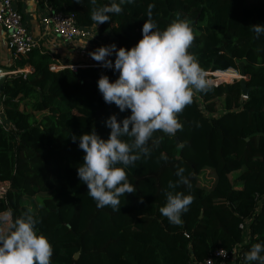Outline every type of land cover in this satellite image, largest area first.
I'll return each instance as SVG.
<instances>
[{"label":"trees","instance_id":"trees-1","mask_svg":"<svg viewBox=\"0 0 264 264\" xmlns=\"http://www.w3.org/2000/svg\"><path fill=\"white\" fill-rule=\"evenodd\" d=\"M113 2L121 4L122 12L95 24L91 8ZM40 5L73 15L79 27H99L117 49L131 50L143 38L149 5H154L156 30L187 19L195 34L189 52L200 66L214 73L243 65L249 94L244 95L239 81L194 94L192 104L178 115L183 130L175 136L154 133L148 143L151 155L125 168L136 192L119 198L122 250L93 252L78 260L84 252V205L68 178L78 173L85 153L72 137L95 128L107 140V119L116 115L122 122L131 110L121 112L105 103L98 89L102 75L111 82L118 79L114 67L53 71L57 59L37 48L7 69L31 67L32 72L0 86L12 125L0 127V181L10 184L0 212L11 210L13 224L31 209L37 235L52 246L51 264H193L194 258L202 261L215 250L231 251L238 244L243 245L242 264H257L247 261L246 253L254 244H264V34L257 38L250 27L264 25V0H96L95 5L89 0H40ZM159 137L163 140L153 143ZM161 153L167 161L160 159ZM181 167L192 187L176 191L194 201L177 226L159 209ZM101 235L98 231L92 237Z\"/></svg>","mask_w":264,"mask_h":264},{"label":"clouds","instance_id":"clouds-1","mask_svg":"<svg viewBox=\"0 0 264 264\" xmlns=\"http://www.w3.org/2000/svg\"><path fill=\"white\" fill-rule=\"evenodd\" d=\"M89 2L96 4V0ZM153 7H148V19L142 28L143 38L131 50H117V46L112 44L89 53L102 67H114L119 73L115 82L106 75L98 80V89L105 103L115 104L121 112L131 110L130 117L122 122L116 115L107 119L106 126L111 130L107 140L97 135L95 128L91 134L72 137L74 143L79 140V149L85 153L83 164L78 168V177L87 185L88 195L98 208L111 206L114 211H120L119 198L136 192L125 168L151 155L148 143L153 140L154 133L159 131L175 136L182 131L178 115L192 104L195 93H207L214 86L208 72L189 52L195 40L191 22L177 18L165 30H156L157 24L152 19ZM121 12V4L113 2L92 7L90 14L92 21L101 25L110 21L109 14L119 15ZM250 29L257 38L264 34V25H252ZM86 47L87 42L82 48ZM113 55L116 57L114 65L108 59ZM122 137H128L130 142ZM162 140L163 137H159L153 143L158 145ZM180 146L183 147L182 144ZM160 159L167 161L168 157L161 153ZM184 173V168H178V179L169 181L171 190L165 193L166 204L159 209L171 224L177 226L183 223L182 214L189 211L194 201L192 195L176 191L182 185L189 189L192 187L190 178ZM30 213L31 209L11 224V230H6L12 213L11 210L0 212V264H51L52 246L43 235H37V220ZM262 253L264 244H254L246 253V260L264 264ZM219 254L226 255L224 251ZM208 264L212 261L208 260Z\"/></svg>","mask_w":264,"mask_h":264},{"label":"built area","instance_id":"built-area-1","mask_svg":"<svg viewBox=\"0 0 264 264\" xmlns=\"http://www.w3.org/2000/svg\"><path fill=\"white\" fill-rule=\"evenodd\" d=\"M47 15L42 17L41 24L45 30V33H52L55 37L65 43H75V42H84L88 41L94 36V28L88 27H79L77 25L76 19L73 15H65L63 13H57L51 7H47ZM0 28L4 33V39L8 50L12 55L17 59L19 57L27 56L32 53L37 48H40L38 41L35 40L33 35L29 32L28 28L25 25L23 15L15 8L14 0H0ZM0 53H1V42H0ZM57 61L55 64H58ZM52 65L57 67V69L52 70H62V69H72L77 71V69L82 68L83 66L69 65L64 66L62 64ZM60 65V66H59ZM237 69H229L226 71H216L214 73H208L211 76V80L214 81L215 86H219L224 83H233L235 81H240V78H243V81L247 82L248 77L245 74L239 73ZM32 72L31 67L19 68L17 70H0V77H7L8 79L16 78L18 76H23L26 78L28 74ZM227 72H233L226 77L224 75ZM222 75V76H220ZM216 77V78H215ZM223 77V78H222ZM234 77V80L233 78ZM7 80V79H6ZM216 80V81H215ZM5 96L0 91V127L12 128L7 122L5 107H4ZM10 184L9 182L0 181V202L6 198V195L9 191ZM12 221V218H11ZM10 221V222H11ZM9 222V223H10ZM244 226L241 225V228ZM10 229V228H9ZM189 238L188 235H185ZM243 245H236L231 251L225 249L215 250L208 258L198 261L195 258L192 260L193 264H208V260L212 261V264H242L243 262ZM224 251L226 255L221 256L219 253Z\"/></svg>","mask_w":264,"mask_h":264},{"label":"rangeland","instance_id":"rangeland-1","mask_svg":"<svg viewBox=\"0 0 264 264\" xmlns=\"http://www.w3.org/2000/svg\"><path fill=\"white\" fill-rule=\"evenodd\" d=\"M98 41L96 40V38H95V42L84 41L88 43L87 48H89V50L86 51V55L88 56V58H83L82 60H80V62H72V64L77 63L78 66H83V67L95 66V65L88 66V65H80V64H88V62L91 61V56L89 55V53L95 51L99 47L109 46L114 44L111 35L106 36L104 39L100 37ZM93 43L97 44L98 46H96ZM39 44L40 42H38V45ZM58 62H59L58 64H66V65L71 64L69 63L71 61L68 62L67 59H59ZM52 68L57 69V67L55 66H53ZM3 69L7 70L10 68L5 66L4 64H0V70ZM237 71L241 73L242 69L239 68ZM232 73L233 72H227V74L224 76L229 78L230 77L229 75H231ZM231 78H233L234 80V77ZM6 79H7L6 77H0V86ZM239 80L243 81V78H240ZM196 94L197 93H195V95ZM68 181L72 191L75 193V195L78 198L82 199L84 205V213H83V221H82L83 224L82 232L84 235L83 236L84 252L82 253V255L81 254L77 255L76 256L77 259L79 260L82 257L83 260H87L89 255L93 252L95 253L107 252L109 250L121 251L123 248V237L119 232L118 224H117L118 217L121 214V209L120 211H114L111 208V206L98 208L96 206V202L88 195L89 190L87 188V185L84 184L79 179L78 173H75L73 176L69 177ZM11 224L12 223L10 222L6 230H9ZM98 231H101L102 235L99 238L94 239L92 236H95Z\"/></svg>","mask_w":264,"mask_h":264},{"label":"crops","instance_id":"crops-1","mask_svg":"<svg viewBox=\"0 0 264 264\" xmlns=\"http://www.w3.org/2000/svg\"><path fill=\"white\" fill-rule=\"evenodd\" d=\"M14 6L23 15L25 25L28 28L29 32L33 35L36 41L40 42L39 46L45 48V50H47L50 54L54 55V57L57 59L55 61H58L59 59H67L68 62L71 61L69 62L71 63L70 65H77V63L72 64V62H80V60H82L83 58H88V56L86 55V51L89 50V48L87 47L82 48L86 42L65 43L59 40L54 35H52V33H45V30L41 24V19L42 17L47 15L48 6H41L40 0H14ZM93 28H94V36L93 38L88 40V42H92V41L95 42V38L98 41L100 37L104 39L106 36H110L109 33L101 34L99 27H93ZM0 42H1L0 64H4L9 68L14 67L17 59L8 50L4 39V33L1 28H0ZM95 45L98 46L97 44ZM115 58H116L115 55H113L110 56L108 59H111L114 63ZM62 65H66V64H62ZM80 65H101V64L97 61H94L91 58V61H89L88 64H80Z\"/></svg>","mask_w":264,"mask_h":264},{"label":"water","instance_id":"water-1","mask_svg":"<svg viewBox=\"0 0 264 264\" xmlns=\"http://www.w3.org/2000/svg\"><path fill=\"white\" fill-rule=\"evenodd\" d=\"M240 68L242 69V74L244 75L245 74V70L243 68V65H241ZM241 87H242V91H243L244 95L247 96L249 94V90L246 87V82L245 81L241 82Z\"/></svg>","mask_w":264,"mask_h":264},{"label":"bare ground","instance_id":"bare-ground-1","mask_svg":"<svg viewBox=\"0 0 264 264\" xmlns=\"http://www.w3.org/2000/svg\"><path fill=\"white\" fill-rule=\"evenodd\" d=\"M220 76H222V75H220Z\"/></svg>","mask_w":264,"mask_h":264}]
</instances>
